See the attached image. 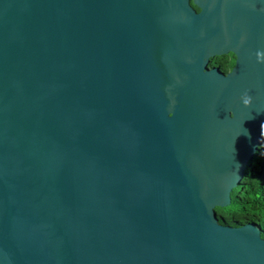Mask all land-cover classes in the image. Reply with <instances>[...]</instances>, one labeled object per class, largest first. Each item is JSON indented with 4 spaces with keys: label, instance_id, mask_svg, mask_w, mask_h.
I'll list each match as a JSON object with an SVG mask.
<instances>
[{
    "label": "water",
    "instance_id": "water-1",
    "mask_svg": "<svg viewBox=\"0 0 264 264\" xmlns=\"http://www.w3.org/2000/svg\"><path fill=\"white\" fill-rule=\"evenodd\" d=\"M257 52L264 0H0V264H264L215 212L264 141Z\"/></svg>",
    "mask_w": 264,
    "mask_h": 264
},
{
    "label": "trees",
    "instance_id": "trees-1",
    "mask_svg": "<svg viewBox=\"0 0 264 264\" xmlns=\"http://www.w3.org/2000/svg\"><path fill=\"white\" fill-rule=\"evenodd\" d=\"M230 197L228 207L215 209L218 223L229 227L254 224L260 229V236L264 240V141Z\"/></svg>",
    "mask_w": 264,
    "mask_h": 264
},
{
    "label": "flooded vegetation",
    "instance_id": "flooded-vegetation-1",
    "mask_svg": "<svg viewBox=\"0 0 264 264\" xmlns=\"http://www.w3.org/2000/svg\"><path fill=\"white\" fill-rule=\"evenodd\" d=\"M234 55L228 54L220 57H214L208 64V69L216 68L223 75H227L235 65L233 62Z\"/></svg>",
    "mask_w": 264,
    "mask_h": 264
},
{
    "label": "clouds",
    "instance_id": "clouds-1",
    "mask_svg": "<svg viewBox=\"0 0 264 264\" xmlns=\"http://www.w3.org/2000/svg\"><path fill=\"white\" fill-rule=\"evenodd\" d=\"M256 59H257V63L264 64V52H257L256 53ZM233 62H235V58H233ZM241 101H242V104L244 106L251 105V103H252L251 97H250V95L247 92H245L242 95Z\"/></svg>",
    "mask_w": 264,
    "mask_h": 264
}]
</instances>
